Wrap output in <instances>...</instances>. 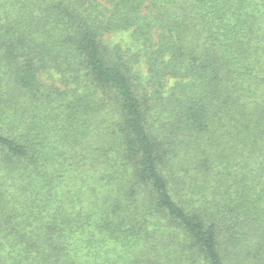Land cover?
<instances>
[{"label": "trees", "instance_id": "obj_1", "mask_svg": "<svg viewBox=\"0 0 264 264\" xmlns=\"http://www.w3.org/2000/svg\"><path fill=\"white\" fill-rule=\"evenodd\" d=\"M0 264H264V0H0Z\"/></svg>", "mask_w": 264, "mask_h": 264}]
</instances>
